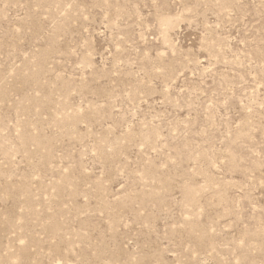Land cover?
I'll return each instance as SVG.
<instances>
[{
    "label": "rangeland",
    "instance_id": "374dc122",
    "mask_svg": "<svg viewBox=\"0 0 264 264\" xmlns=\"http://www.w3.org/2000/svg\"><path fill=\"white\" fill-rule=\"evenodd\" d=\"M0 264H264V0H0Z\"/></svg>",
    "mask_w": 264,
    "mask_h": 264
}]
</instances>
